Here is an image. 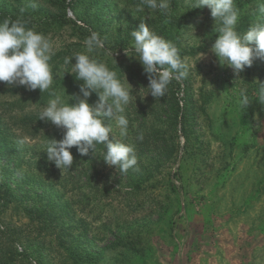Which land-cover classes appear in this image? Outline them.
<instances>
[{"label": "rangeland", "instance_id": "374dc122", "mask_svg": "<svg viewBox=\"0 0 264 264\" xmlns=\"http://www.w3.org/2000/svg\"><path fill=\"white\" fill-rule=\"evenodd\" d=\"M32 2L0 0V10L16 12L51 40L54 74L71 70L64 58L84 51L95 31L105 39L96 58L143 95L147 75L124 51L141 20L177 44L190 71L160 100L137 94L128 106L126 142L136 147L139 171L126 175L75 147L71 168H57L43 146L64 129L44 121L35 130L44 105L8 108L15 97L0 82V264H264V104L252 100L241 111L235 103L241 87L253 96L264 83V59L239 79L220 66L211 51L215 20L207 7L191 8L195 0H171L166 15L137 11L142 0ZM235 4L243 31L259 18L257 0ZM74 75L54 82L66 76L77 86ZM54 82L51 90L65 98ZM64 87L79 94V85ZM97 99L93 93L89 102ZM23 116L33 121L22 124ZM102 151L98 145L97 155Z\"/></svg>", "mask_w": 264, "mask_h": 264}, {"label": "clouds", "instance_id": "9594fccd", "mask_svg": "<svg viewBox=\"0 0 264 264\" xmlns=\"http://www.w3.org/2000/svg\"><path fill=\"white\" fill-rule=\"evenodd\" d=\"M170 3L171 0H142L137 11L146 7L166 15ZM31 6H36L35 0ZM196 7L210 10L215 20L213 31L217 34L211 51L220 66L230 67L237 79L246 67L252 66L254 59H264V0H257L256 14L259 18L243 31L238 29L240 12L235 0H195L191 8ZM27 25L23 18L0 19V82L9 87L23 86L29 91L39 89L45 93L52 88L54 78L64 76L65 72L75 73V78L81 81L79 94H67L70 101L51 92L53 98L38 114V119L64 129L61 139L48 138L44 144L47 160L61 170L70 169L73 164L71 149L75 147L81 156L91 151L109 167H114L119 175H126L130 170L139 171L136 147L126 142L130 128L128 106L133 98L136 104L137 94L141 99L151 94L160 100L167 95L173 81L180 82L188 76L190 66L182 57L181 49L159 35L144 20L137 29L130 31L132 47L124 51L141 63L147 75L149 83L142 95L140 89L138 93L133 90L126 77L125 83L116 71L96 58L95 53L105 47V39L99 33L92 31L85 38L84 51L64 58V65L71 64V70L61 66L54 74L50 63L55 54L51 40ZM73 57L75 63H72ZM93 93L98 99L90 103ZM252 100L264 104V83L257 82L253 96L249 95L246 87H241L235 97L241 111ZM106 117L112 122L105 123ZM113 126L119 130V138ZM137 139L143 140L142 131H137ZM18 143L22 145L24 141ZM98 145L103 146L99 156Z\"/></svg>", "mask_w": 264, "mask_h": 264}, {"label": "trees", "instance_id": "16d2710c", "mask_svg": "<svg viewBox=\"0 0 264 264\" xmlns=\"http://www.w3.org/2000/svg\"><path fill=\"white\" fill-rule=\"evenodd\" d=\"M7 17H11L13 19L20 18L16 14V12H12V11L8 12L5 10H0V19L7 18ZM27 26L31 27L30 24H28ZM66 78L67 77L65 76L61 80H56L54 82V84H56V87H57L56 89L57 90L64 89L68 95H73L71 93V90L65 88L64 86L69 85V86L73 87L74 89H76L77 86L81 83V81L80 82L78 81V85L76 86L74 83L76 80H65ZM1 83H3L1 85L3 93H9L13 97H15V99L13 101H11L10 104H8V108H10L12 110L17 108L18 111H21L24 108V106H22V103L23 102L25 103L26 101H29V100H35V101L37 100L38 103L45 105L47 103L48 99L50 97H52L50 95V93L51 92L56 93V91H52L51 89L49 90V92L41 93L39 91V89H37L35 91H29V90H26V88L23 86L9 87L6 83H4V82H1ZM19 92H21V94H19V96H17ZM26 93H27V96H26ZM67 94L65 96L66 100L70 99V97ZM20 120H22V124H28L30 121H33L32 117H30V116L27 118H26V116H23L22 118H20ZM35 121L37 123V124H35V130L40 129V127H42L44 125L43 120L36 119Z\"/></svg>", "mask_w": 264, "mask_h": 264}]
</instances>
